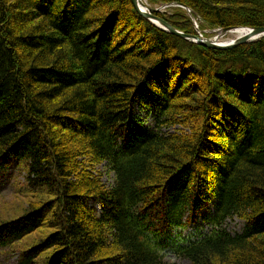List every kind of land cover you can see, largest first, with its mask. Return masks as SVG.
Masks as SVG:
<instances>
[{"label":"trees","instance_id":"obj_1","mask_svg":"<svg viewBox=\"0 0 264 264\" xmlns=\"http://www.w3.org/2000/svg\"><path fill=\"white\" fill-rule=\"evenodd\" d=\"M147 2L188 6L156 14L189 34L264 26V0ZM12 158L31 195L0 218V248L22 244L19 264H178L171 230L192 264H264V38L210 48L132 0H0V166ZM202 214L212 230L188 240Z\"/></svg>","mask_w":264,"mask_h":264},{"label":"rangeland","instance_id":"obj_2","mask_svg":"<svg viewBox=\"0 0 264 264\" xmlns=\"http://www.w3.org/2000/svg\"><path fill=\"white\" fill-rule=\"evenodd\" d=\"M148 6H150L145 0ZM152 7V6H150ZM153 9H159L158 12H167L171 7L156 6L152 7ZM195 28L197 30L196 35H200L201 37L209 38L215 37L216 35H221L219 39L224 40L226 42L228 40H233L238 37H242L245 32H235L230 34L221 33L218 31L223 28H205L203 30L199 29V23L194 20ZM196 23H198V28L196 27ZM245 28H250L248 26H240ZM237 28V27H235ZM217 30V31H212ZM224 34V35H223ZM176 35V34H175ZM220 42V41H219ZM229 42V41H228ZM148 111V110H147ZM147 111L139 110L137 113L144 119L147 125L153 126L156 122L152 113H148ZM173 130V129H171ZM9 163H5L0 166V218L1 219H9L14 218L22 214V210L20 209L22 206L27 204V197L31 195L30 184L28 183V162L25 159L21 158H12ZM106 162H101L95 166V171L97 172H106L107 167ZM113 175L105 174L102 178L103 181L107 184H113ZM207 210H204V214H206ZM200 216V219L197 224H189L187 228L183 231V236H186L188 239L194 233L201 232L202 235L208 234L212 228L208 221L203 220V215ZM228 231L232 233H242L244 230V222L235 218L233 220H228L225 225ZM37 236V235H36ZM183 240L184 238L181 237ZM178 230H171L166 235L163 240H165L166 245L162 246L165 253L166 260L177 262L178 264H192L186 259H179L175 256V245L174 243H179L181 241ZM158 243V238L155 239ZM189 240V239H188ZM22 241V240H21ZM23 243V242H22ZM22 244H17L13 247L8 248H0V264H19V259L17 258L18 252L21 249Z\"/></svg>","mask_w":264,"mask_h":264},{"label":"water","instance_id":"obj_3","mask_svg":"<svg viewBox=\"0 0 264 264\" xmlns=\"http://www.w3.org/2000/svg\"><path fill=\"white\" fill-rule=\"evenodd\" d=\"M132 2L134 4V6L138 9V11L142 15H144L146 18L150 19L154 23L156 21L159 22L160 27H162L166 30H169L173 34L179 35L183 38H186V39L191 40V41L196 42V43H200V44L205 45V46L210 47V48H219V49L233 48L239 44L252 42V41H256V40L264 38V26H262V27H250L252 29V31L254 32L253 35L248 36V37H244V38H239L235 41H231V42H227V43L219 42L218 41V38H219L218 35H216L215 37L205 38V37H201L200 35H196V34L184 33L182 31L176 29L174 26L170 25L164 19H162V18H160V17H158L155 14H152L150 12V11H159V9H152L151 8L150 11L148 12V11L140 8L138 0H132ZM174 6L182 7L184 9H186L191 14V9L184 4L175 3ZM196 27L198 28V24L196 25ZM231 29H234V27L233 28H223V29H219V30H222L224 33H226L228 31H230ZM212 31H217V30H212Z\"/></svg>","mask_w":264,"mask_h":264},{"label":"bare ground","instance_id":"obj_4","mask_svg":"<svg viewBox=\"0 0 264 264\" xmlns=\"http://www.w3.org/2000/svg\"><path fill=\"white\" fill-rule=\"evenodd\" d=\"M138 2H139V6H140V8L141 9H143V10H146V11H150V9L152 8V7H150V6H148L147 5V3H145V0H138ZM174 4L175 3H170V4H164L163 6L164 7H173L174 6ZM134 5V4H133ZM136 8V7H135ZM137 9V8H136ZM153 9V8H152ZM138 10V9H137ZM152 14H155L156 16H158L157 14H156V12H158V11H150ZM141 14V13H140ZM144 16V15H143ZM145 17V16H144ZM158 17H160V16H158ZM160 18H162V17H160ZM148 19V18H147ZM162 19H164V18H162ZM150 20V19H149ZM166 22H168L166 19H164ZM151 21V20H150ZM155 26H157V27H159V28H161V29H163V30H165V31H168V32H170L169 30H166V29H164V28H162V27H160L159 25H160V23L159 22H153V21H151ZM195 22V21H194ZM169 23V22H168ZM158 24V25H157ZM170 25H172L171 23H169ZM198 23H196V25H197ZM173 26V25H172ZM176 28V27H175ZM177 29V28H176ZM179 30V29H178ZM181 31V30H180ZM218 31H220L221 33H224L222 30H218ZM245 32V34L242 36V37H238V38H236V39H233V40H228L229 42H231V41H235V40H237V39H239V38H244V37H248V36H251V35H253L254 34V32L252 31V29L251 28H243V27H238V28H234V29H231L230 31H228V32H226L225 34L227 35V34H230V33H235V32ZM182 32H184V31H182ZM171 33V32H170ZM185 33V32H184ZM173 34V33H172ZM224 35V34H223ZM179 36V35H178ZM219 37H221V35H218ZM181 37V36H180ZM183 38V37H182ZM186 39V38H185ZM188 40V39H187ZM189 41H191V40H189ZM218 41H220V42H223L224 40H222V39H219L218 38ZM228 41H226V42H223V43H227ZM193 42V41H192ZM207 212H208V210H207Z\"/></svg>","mask_w":264,"mask_h":264}]
</instances>
